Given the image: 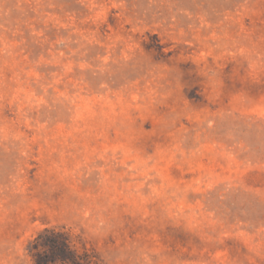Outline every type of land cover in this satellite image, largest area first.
I'll list each match as a JSON object with an SVG mask.
<instances>
[{"label":"rangeland","instance_id":"1","mask_svg":"<svg viewBox=\"0 0 264 264\" xmlns=\"http://www.w3.org/2000/svg\"><path fill=\"white\" fill-rule=\"evenodd\" d=\"M46 227L264 264V0H0V264Z\"/></svg>","mask_w":264,"mask_h":264},{"label":"trees","instance_id":"2","mask_svg":"<svg viewBox=\"0 0 264 264\" xmlns=\"http://www.w3.org/2000/svg\"><path fill=\"white\" fill-rule=\"evenodd\" d=\"M33 264H101L92 248L81 244V251L64 227H46L30 242Z\"/></svg>","mask_w":264,"mask_h":264}]
</instances>
